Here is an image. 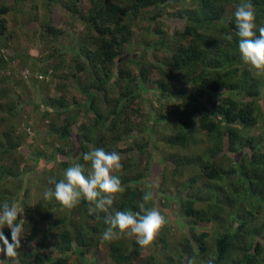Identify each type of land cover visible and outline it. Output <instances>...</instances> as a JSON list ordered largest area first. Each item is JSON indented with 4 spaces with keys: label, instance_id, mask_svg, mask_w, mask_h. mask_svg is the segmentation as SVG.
Wrapping results in <instances>:
<instances>
[{
    "label": "trees",
    "instance_id": "16d2710c",
    "mask_svg": "<svg viewBox=\"0 0 264 264\" xmlns=\"http://www.w3.org/2000/svg\"><path fill=\"white\" fill-rule=\"evenodd\" d=\"M81 1L64 0L63 6L76 14ZM85 1L89 8L83 13L85 35L79 42L84 43H77L73 62L77 72L89 69L93 79L98 82L95 86L90 84L97 92H103L102 97L96 99L97 109L88 104L87 110H91L95 117L91 129L78 122L83 106L74 107L66 103L67 91L63 85L54 86V98L44 94L43 98L39 96L38 103L31 104L33 113L48 124L52 140L57 144L56 152L60 157L58 161L54 160L56 166L66 170L73 163H85L82 154L96 148L106 152L116 151L123 157L125 152L115 149L114 143L136 128L130 116L138 107L132 108V104L145 103L139 85H156L164 101L158 97L161 110L157 109L154 117L152 114L143 117L144 128L141 131L151 129L155 122L161 123L166 134L159 135L161 141L156 137L154 145L150 136L139 140V143L132 141L130 150L135 149L133 151L137 154H143L149 145L156 148V144L162 146L161 143H166V147L177 146L180 152H184L181 153L182 157L174 153L165 156L167 162L174 166L170 168L165 165L167 173L181 179L172 184L178 195L158 196L159 201L169 202L173 198L177 201L180 220L177 224L186 231L180 237L175 264H187L190 258L196 257L200 260L198 264H209V261L211 264H264V76L254 77L249 70H242L240 77L233 79L236 69H230L242 63L238 38L235 37L234 12L223 17L227 12L226 6H231L233 2L240 3L241 0H189V5L180 7L178 11L186 23L174 29L172 42L166 41L164 34L154 27L152 32L156 39L136 47L137 52L133 56L128 55L129 50L124 54L121 51L122 45L133 39L129 23L122 22L123 7L109 0ZM122 1L129 9L131 18L141 13L158 14L157 11L164 4L179 2ZM250 2L255 10L257 26L264 25V0ZM150 9L153 10L151 13L146 11ZM8 10L7 6L0 4V38L4 37L6 20L3 15ZM45 31L53 37L60 33L49 26ZM225 34H233V41L222 39ZM149 49L155 52V56L158 55L156 52L161 54L157 57L158 64L150 63L148 68L135 64L137 54ZM128 56L129 68H122V62ZM57 58L58 61L62 60L58 55ZM204 60L209 61L206 67L203 66ZM3 62L0 55V66ZM54 66L53 72L57 70ZM151 70L157 73V81H150ZM4 93L0 94V99ZM3 106L7 116L0 117L2 123L7 121L8 116L15 117L14 103L8 101ZM18 118L21 119V116L18 115ZM8 127L0 143V178L18 177L21 174L18 165L26 155H17L22 146V136L15 134L13 127ZM73 127L78 141L65 145ZM200 136L204 141L199 140ZM36 157L42 155L37 154ZM36 160L33 161L34 166L41 172L35 173L38 181L35 190L40 194L49 187L48 178L55 176L59 180V172L44 174L46 177L40 178L39 174L50 171L51 166L44 161L42 163V159ZM121 163L122 169L114 174L121 180L125 191L116 194L113 205L108 209L111 216L118 211L139 212L140 204L145 203L141 191L145 174L138 172V166L129 159ZM31 176H34L33 172L28 173L27 181L22 182V186L7 193L0 192V203H18L22 213L17 222L24 220V233L29 228L31 234L40 238L38 248L42 249L48 241L53 242L52 250L56 255L48 258L38 252L40 256L32 261L33 264H72L69 258L74 245L87 249L103 243L101 235L107 227L104 223L107 212L101 213V219L97 220L95 215H88L84 201L69 210L67 215L54 220L49 217L56 210L49 205L55 201H45L43 198L34 206L39 209L41 203L48 205L49 211L42 212L38 217L46 223V227L42 230L36 228L34 223L37 220L32 222L35 211H29L27 201V182ZM161 184L151 185L154 186V195L155 187L160 189L161 194L167 192L168 189ZM179 194H182V198H179ZM148 207V203L145 204L146 210ZM3 233L7 238L11 237L10 230ZM91 233L95 234L94 244ZM160 242L168 249L166 240L161 239ZM103 244L107 248L108 264H129L138 255L135 241L131 243L132 248L128 253L121 243L114 241Z\"/></svg>",
    "mask_w": 264,
    "mask_h": 264
},
{
    "label": "rangeland",
    "instance_id": "374dc122",
    "mask_svg": "<svg viewBox=\"0 0 264 264\" xmlns=\"http://www.w3.org/2000/svg\"><path fill=\"white\" fill-rule=\"evenodd\" d=\"M109 1L110 3H117L125 10L122 16V22L125 21L129 23L133 39L131 42L122 45L121 51L124 54L129 50L127 51L129 56H133V54L137 52L136 47L156 39L152 32L154 27L164 34L166 41L172 42V33L174 29L186 23L183 16H179L178 11L180 7L189 5V0H179V2H172L171 5L164 4L161 9L157 11L158 14H155L156 12L147 15L141 13L131 18L129 9H127V6L122 0ZM0 4L7 6L9 9L3 15V18L6 20V29L4 37L0 38V55L5 61L1 63L0 66V94H3V91L5 92L4 95H2V99H0V117L4 118L7 116L3 104L8 101L15 104V111L13 112L15 117L8 116L9 118L7 121L4 120L3 123L0 121V143L3 142L5 129L9 128V125L13 127L15 134L19 133L22 136V146L17 155L23 156L24 153L26 154L24 155L25 160L18 165V171L21 170V174L18 177L15 175L14 177L4 176L0 178V192L7 193V191L16 189L18 186L20 187V185L22 186V182L27 181L25 178L28 176V173L33 172L34 176H31L29 182H27L29 187L27 201L30 205L29 211H35V218L34 220L32 219V222L35 220L37 221L34 223V226L42 230L46 227V223L39 220L38 217L42 212H48L49 207L45 203H41L39 209H36L34 206L38 205L43 200V192L45 189L42 193L38 191L40 194L36 193L35 188L38 187V181L35 175L41 172V169L34 166L33 161L36 160V158V161L42 159L40 160L42 163L44 161L46 165L49 163V166H51L50 171L39 174L40 178H43L45 176L44 174L50 175L58 171V178L60 179L62 178L64 170L58 168L55 164V161H58L60 155L56 152L57 144L52 140L53 136L50 133L48 124L39 118L38 114L33 113L31 104L38 103V101H40L39 96L43 98L44 94L54 98L56 95L53 92L54 86L56 84L63 85L67 91L66 103L74 107L79 105H81V107L83 106V113L78 117V122L85 125L88 129H91L92 121L95 117H93L94 113L91 110H87L89 109L88 104L90 103L93 109H97L96 99L98 96L102 97L101 95L103 92H97L95 90L94 86L98 84V82L93 79L94 76L91 71L85 69L77 72L73 62V57L76 55L74 53L75 47L77 51L78 46L76 45L85 35V23L82 17L85 16L83 13L88 10L89 6L85 0H82L76 8L77 13L75 14L63 6L64 0H0ZM238 4V2H233L231 6H226L227 12L223 17L234 12ZM146 11L151 13L153 10L150 9ZM149 15L153 16L150 17ZM47 26L59 30L60 33L56 37L51 36L45 31ZM82 43H79V45H82ZM154 53L155 52L151 49L142 51L140 54H137L134 63L145 68H148L150 63L158 64L156 62L158 60L157 57L161 54L156 52L158 55L155 56ZM57 55L60 56L62 60L58 61L59 58H57ZM129 56L122 62V68H129ZM207 64H209V61L204 60L203 66L205 65L206 67ZM53 66L57 67V70L54 72L52 71ZM232 67L233 68L230 70L236 69L233 79L239 78L242 70H249L242 63ZM22 69L28 70L29 76L26 80L20 79V71ZM113 71L114 69H112V73ZM40 74H45L46 78H36V76ZM110 74L111 71L109 72V75ZM157 79V73L151 70L150 81L154 82L157 81ZM134 86L135 85H133V87ZM155 86L156 85L149 83L139 85L145 97V103H143V105H139L135 102L132 104V108L138 107L134 109L135 112L130 116V120L136 124V128L132 129L128 135L114 143L115 149L125 152L122 155L123 157L120 156L121 161L123 160L124 162V159H129L133 165L138 166V172L145 174L141 184V191L143 195L145 192H151V190L153 192V194L151 192L152 199L147 202L149 205L148 209L156 208L165 216V225L159 231L153 244L148 248H141L138 245V255L132 258L129 264H175V255L178 251L177 248L179 246L180 237L186 234V231L177 224V222L180 221L177 215V201H174V198L169 200V202L158 200L159 195H165L166 197L175 194L178 195L177 189L174 188L172 184H176L181 179L177 175L167 173L168 170L165 168V165H168L170 168L174 166L167 162L168 159L165 158V156L174 153L177 157H182L181 153L183 154L184 152H180L177 146H172L174 148L166 147V143L161 142L162 146L156 144V148L153 147L155 143L153 140L157 137L158 140L161 141L159 135L166 134L161 123L155 124V122H153L151 129L146 128L141 131V129L144 128L143 117L151 114L154 117L155 112H158L156 110L159 109L158 97L163 99L160 91L156 90ZM106 89H109V87H106ZM94 91H96V93H94ZM102 104L104 105V103ZM167 105L170 107L169 104ZM18 115L21 116V119L18 118ZM20 123H24V125L30 128V135H25L19 130ZM72 129L73 130L70 131L67 137L65 145L76 144L78 141L76 139L77 137L74 136L75 127ZM146 136H150L149 139H151L153 145L147 146L143 150V154H137L135 149H133L135 151L130 150L132 141L139 143L138 141L145 139ZM196 139H198V137H196ZM200 139L204 141L201 136L199 140ZM93 147L95 148V145ZM198 152L197 150L195 151L196 154H198ZM37 154L42 155V157H36ZM200 155L203 156V154ZM19 181H21L20 184ZM161 182L163 186L168 189L167 192L161 194L162 192H160V189L157 190L155 187L154 195V186L152 187L151 185L155 184L157 186L160 185ZM182 183H184L183 180ZM179 195V198H182V194ZM19 199L20 198H18V200ZM154 201H156V203ZM157 201H159L158 204ZM49 206H53L56 210V212L49 217L54 220L69 213V210L60 211L59 205L56 202H52ZM106 214L108 217L111 216L109 211H107ZM30 223L31 222H29V224ZM204 229L206 230L207 228ZM7 230L9 231L6 226L2 229V231ZM91 236V241L94 244L95 234L91 233L90 237ZM8 239L11 241V237ZM161 239L167 241L168 249L164 248L163 244L160 242ZM133 241H135L134 237L125 236L115 242L121 243L125 252L128 253L130 248H132L131 243ZM20 243L21 247L18 250L20 253V264H33L32 261L36 259L37 256H40L39 254H43L48 258H52L56 255L53 252L54 250H52V241L46 242L42 249L38 248L40 238L34 233L31 234L29 228L25 233L23 232ZM103 243L95 247L94 245H90L93 248L87 249L74 245L69 260L72 264H108L106 259L107 248L103 246ZM93 258H95L94 262ZM0 259H3V256H0ZM196 260L200 262L197 257ZM176 264H178V262Z\"/></svg>",
    "mask_w": 264,
    "mask_h": 264
},
{
    "label": "clouds",
    "instance_id": "9594fccd",
    "mask_svg": "<svg viewBox=\"0 0 264 264\" xmlns=\"http://www.w3.org/2000/svg\"><path fill=\"white\" fill-rule=\"evenodd\" d=\"M234 20L239 59L254 77L264 76V25L257 26L255 10L250 0H241L236 6ZM222 39L232 42L234 36L225 34ZM28 76L29 74L23 78L20 75L23 80ZM38 76L46 78L45 74ZM19 130L25 135L31 134L30 128L24 123H20ZM82 159L85 163L71 164L63 171L59 180L55 176L48 178L49 187L45 188L43 198L45 201L54 200L62 212L71 210L84 201L88 215H95L100 220V214L107 212L113 205L116 194L125 191L121 180L114 174L123 167L121 157L116 151L106 152L96 148L83 153ZM142 199L145 203L149 202L152 199L151 192H145ZM145 203L140 204L139 212L118 211L114 216L105 217L107 227L101 235V242L111 243L127 236L134 237L141 248L150 247L165 225V216L156 208L146 210ZM21 213L22 209L15 201L0 203V256H3L0 264H20L18 250L25 224L22 219L17 222ZM5 226L10 230L11 241L2 231ZM187 264L198 262L195 258H190Z\"/></svg>",
    "mask_w": 264,
    "mask_h": 264
},
{
    "label": "built area",
    "instance_id": "2783aa9c",
    "mask_svg": "<svg viewBox=\"0 0 264 264\" xmlns=\"http://www.w3.org/2000/svg\"><path fill=\"white\" fill-rule=\"evenodd\" d=\"M27 74H28V72H27L26 69H22V70L20 71V75H21L23 78L27 77ZM38 78L41 79V76H38Z\"/></svg>",
    "mask_w": 264,
    "mask_h": 264
}]
</instances>
